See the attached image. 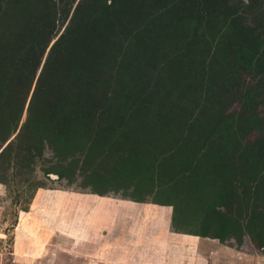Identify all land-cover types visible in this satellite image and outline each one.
<instances>
[{
    "label": "trees",
    "instance_id": "1",
    "mask_svg": "<svg viewBox=\"0 0 264 264\" xmlns=\"http://www.w3.org/2000/svg\"><path fill=\"white\" fill-rule=\"evenodd\" d=\"M38 166L264 253L263 5L0 0V172Z\"/></svg>",
    "mask_w": 264,
    "mask_h": 264
},
{
    "label": "rangeland",
    "instance_id": "2",
    "mask_svg": "<svg viewBox=\"0 0 264 264\" xmlns=\"http://www.w3.org/2000/svg\"><path fill=\"white\" fill-rule=\"evenodd\" d=\"M240 1L231 0L232 3ZM252 1L264 7V0ZM248 21L253 22L250 16ZM51 177L47 178L40 166L28 180L23 176L5 180L0 172V264H99L97 260L85 261L80 254L75 259H69L68 255L73 252L99 253L103 230L128 238L130 226L138 225L139 231L135 236L141 240H145L149 231L156 230L160 235H163V230L166 231L165 220L153 222L159 219L161 213L168 211L170 214L172 206L165 208L114 194L99 195L83 190L80 180L68 184L66 180ZM37 181H43V187L37 188ZM102 201L106 202L98 207ZM128 204L137 211L127 210L124 205ZM143 212L145 215L141 219L135 217ZM173 232L177 233L172 235L173 239L186 235ZM74 235L86 236L85 242L74 243L71 239ZM193 237L189 241H196L197 238ZM231 242L233 245L209 238L203 244V251L197 252V255L189 249L175 252V247L172 253L178 257L181 253V257L186 259V263L181 261L182 264H264V253L249 235H245L239 248L235 246L234 238ZM136 251H142V247ZM176 262L173 260L172 264Z\"/></svg>",
    "mask_w": 264,
    "mask_h": 264
},
{
    "label": "crops",
    "instance_id": "3",
    "mask_svg": "<svg viewBox=\"0 0 264 264\" xmlns=\"http://www.w3.org/2000/svg\"><path fill=\"white\" fill-rule=\"evenodd\" d=\"M105 202L106 201H102L98 207L102 206L101 204ZM124 207L127 210L130 209V211H135V212L137 211L136 209H134L135 207H133V205L131 204L124 205ZM165 208H168V206H165ZM144 215L145 212H143L142 214L139 213V215L137 214L135 217L141 219V217ZM171 216H172V211L170 214L168 213V211H166L165 214L161 213L159 219L157 220L154 219L153 222L154 224L155 221H161V222L164 220L166 221L165 222L166 226L164 227L166 231L165 230L162 231L163 235L157 233L156 230L152 232L149 231V233L146 234L145 240L144 239L141 240L138 236H135L139 231L138 225L135 227L130 226L129 229L130 235L128 236V238H126L122 234L120 235L117 233L115 234L114 231H112L111 234V230H106V231L103 230L101 234V242H100V245H102V250L99 253L73 252L68 255L69 256L68 258L75 259V257L79 256L80 254L83 256L80 257L85 261L97 260L99 261V264H123V263L124 264H172L173 260L177 261L176 264H182L181 263L182 260H184L186 263V259H184L183 256L181 257V253H179L180 257L172 253L173 247H175L174 248L175 252H179L182 250L187 251V249H189L191 253L196 252L197 255L198 254L197 252L203 251L204 248L203 244L206 243V240L209 238H205V237L203 238L198 236L193 237L194 235L186 234V235H182L181 237H176V238L174 237L173 239L172 235L173 234L177 235V233H174L171 229ZM189 236L193 238H197L196 241H189V238H191ZM85 238L86 236L76 237V235H74L71 239H73L72 241L74 243L76 242L84 243ZM157 245L158 248L156 249ZM140 247H142V251H136V249H139ZM146 249L148 250L143 251ZM48 258L50 257H47V259Z\"/></svg>",
    "mask_w": 264,
    "mask_h": 264
},
{
    "label": "water",
    "instance_id": "4",
    "mask_svg": "<svg viewBox=\"0 0 264 264\" xmlns=\"http://www.w3.org/2000/svg\"><path fill=\"white\" fill-rule=\"evenodd\" d=\"M51 176H53V177H57V175H55V174H52Z\"/></svg>",
    "mask_w": 264,
    "mask_h": 264
},
{
    "label": "flooded vegetation",
    "instance_id": "5",
    "mask_svg": "<svg viewBox=\"0 0 264 264\" xmlns=\"http://www.w3.org/2000/svg\"><path fill=\"white\" fill-rule=\"evenodd\" d=\"M246 1H248V0H246ZM195 236V235H194Z\"/></svg>",
    "mask_w": 264,
    "mask_h": 264
}]
</instances>
